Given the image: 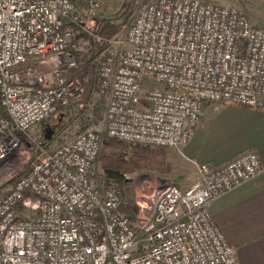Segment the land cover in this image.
I'll use <instances>...</instances> for the list:
<instances>
[{
  "label": "built area",
  "instance_id": "obj_1",
  "mask_svg": "<svg viewBox=\"0 0 264 264\" xmlns=\"http://www.w3.org/2000/svg\"><path fill=\"white\" fill-rule=\"evenodd\" d=\"M81 1L0 0V167L28 153L21 134L36 141V124L83 96L72 23L95 19L104 0ZM85 30L109 48L122 42ZM125 41L98 71L103 131L39 146L29 170L0 189V264H239L210 205L261 171L257 151L196 163L195 183L162 182L139 196L134 216L121 210L118 184L101 181L98 160L103 132L181 149L208 102L264 109V23L230 3L152 0L131 14Z\"/></svg>",
  "mask_w": 264,
  "mask_h": 264
},
{
  "label": "rangeland",
  "instance_id": "obj_2",
  "mask_svg": "<svg viewBox=\"0 0 264 264\" xmlns=\"http://www.w3.org/2000/svg\"><path fill=\"white\" fill-rule=\"evenodd\" d=\"M146 1H152V0H104L103 7L101 11L98 13L96 18H104V17H110L115 14H118L119 12H122L126 9L128 4H133V11L142 3ZM220 1L224 3H230L239 6L242 10H244L249 19L254 24H260L264 23V0H215ZM131 16V15H130ZM126 34H127V28H125L122 32H120L118 35L119 39L122 40L120 44H112L110 46V49L112 50L111 53H116L117 51H122L125 47H127L126 43ZM80 41V40H79ZM77 46V45H76ZM89 48V45H87L83 51L87 50ZM82 51V50H81ZM81 52H77L76 60L78 61V56ZM79 63V62H78ZM51 66L54 65V62L50 63ZM85 78V90L82 96V99L86 100L85 104H88L90 108L99 107L96 113H91L92 117L91 119H83V112L78 107V105H73L70 108H66L59 112L56 119L48 121L49 125L46 126L45 122L47 123V120L44 123H39L34 126L30 134L35 140H44L46 135V131L44 130L46 128L53 127V132L55 135L51 134L48 135V137H53L51 148H56L57 146L63 144L64 142H67L71 138H73L80 130H82L85 126L86 127H94L100 131H103L102 127V118H103V102L100 100L96 94V92L88 99H86V94L88 89L86 88V82L88 81V76L85 74L83 79ZM154 86L157 87H163L161 83L154 81ZM208 104H215L213 107L212 105H209L205 109L204 116L202 115L201 121L199 123V126L202 125L203 119H204V125H208L211 123H215V125L219 126L217 128V133L214 134L209 141L213 144L214 149L224 150V149H231L235 147L237 144V135L235 133V128L239 125V121L236 119V115L232 110L227 109L222 114H218L216 119L212 118V115L218 112V110L225 105H228L225 102H208ZM264 110V109H263ZM210 119L212 121L210 122ZM49 120V119H48ZM223 125L224 127H222ZM107 138L116 141V142H122V144H125L127 146H132L135 144H129L126 142H123L121 140L110 138L107 136ZM111 140H103L100 155H99V172L100 175H104V170L102 167V164L100 162V157L103 153L108 151H117L122 152L124 151L121 147V145H111ZM140 145V144H139ZM147 146V145H142ZM153 147L156 149L163 150L165 152V158L164 163L166 164L164 167L156 165L153 169L150 170H135V171H128L125 174L126 177V183H123L121 187L119 186L121 193H122V205L121 210L130 216H134L137 211V205L136 201L138 200L139 196H142L144 193H149L154 190V188L162 182H175L177 184H181L182 186L184 183L187 182V174L188 171L184 170V164H190L191 166H194L193 163H191L190 160H187L184 156V148L178 149V148H164V147H154V146H148ZM35 159V153L32 152L30 149L28 150V153L24 156H15L13 158H10L5 162V164L0 167V189L5 190L6 188H10L16 180H18L23 174H25L32 162ZM195 167V166H194ZM163 182V183H164Z\"/></svg>",
  "mask_w": 264,
  "mask_h": 264
},
{
  "label": "crops",
  "instance_id": "obj_3",
  "mask_svg": "<svg viewBox=\"0 0 264 264\" xmlns=\"http://www.w3.org/2000/svg\"><path fill=\"white\" fill-rule=\"evenodd\" d=\"M227 104L212 118L220 116L221 109L223 112L229 109L235 113L239 121L235 128V147L215 150L209 139L217 133L219 126L214 122L204 125L203 119L202 125L194 130L191 140L183 147L184 156L195 166L184 164V170L188 171V180L184 183L186 186L170 183L188 188L199 178L196 163L220 165L246 151H257L261 159V171L251 180L217 197L211 203L210 210L216 224L235 248L239 264H264V110ZM209 105L215 107V104L206 103L203 117Z\"/></svg>",
  "mask_w": 264,
  "mask_h": 264
},
{
  "label": "trees",
  "instance_id": "obj_4",
  "mask_svg": "<svg viewBox=\"0 0 264 264\" xmlns=\"http://www.w3.org/2000/svg\"><path fill=\"white\" fill-rule=\"evenodd\" d=\"M74 1H76L79 7L84 5L81 0ZM132 10L133 4H128L125 10L113 16L95 18L86 22L85 24L72 23V25L75 27V30H78V32L73 39L74 45L72 46L71 50L74 55L77 54V52L81 53L78 56V66L71 70V74L80 76L82 78L85 76V74L88 76V81L86 82V88L88 89L86 99L90 98L98 90V71L101 63L103 61L113 59L114 54L111 53L112 50L107 44H99L93 41V39L87 34L85 28L101 35L105 39L112 38L128 27ZM65 21L68 22V19ZM82 38H89L90 40L89 48H87L85 51H79L76 48L78 41ZM85 103L86 100L81 98L79 101L72 103L67 108L77 104L83 112V119H91V113H96L99 107L95 106L94 108H90L88 104ZM64 109L66 108L59 107L53 114L48 116L41 123H44L47 120V123L45 122V124L46 126L49 125L48 121L50 122V120L56 119L59 112ZM52 128L53 127H45L44 130L46 131L47 136H44V140L33 141L30 136L26 134H21V139L25 145L35 154L38 153L39 146L47 147L52 150L53 148H51V143L55 136L48 137V135L51 134L55 135ZM85 128L87 127L85 126L82 130ZM82 130H80V132ZM103 140L106 141L111 139L107 138L106 133L103 132L102 141ZM110 144L117 146L121 145L124 151H108L101 155L100 162L104 170V175L101 178L103 183H117L121 187L123 183H126L125 174L128 171L150 170L156 165L161 167L166 165L164 163L165 152L163 150L142 146L139 144L127 146L122 144V142H116L113 140H111Z\"/></svg>",
  "mask_w": 264,
  "mask_h": 264
}]
</instances>
